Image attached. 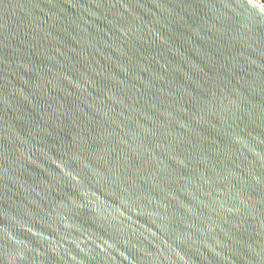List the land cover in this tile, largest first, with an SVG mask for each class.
I'll return each instance as SVG.
<instances>
[{
    "label": "water",
    "instance_id": "obj_1",
    "mask_svg": "<svg viewBox=\"0 0 264 264\" xmlns=\"http://www.w3.org/2000/svg\"><path fill=\"white\" fill-rule=\"evenodd\" d=\"M0 264H264V0H0Z\"/></svg>",
    "mask_w": 264,
    "mask_h": 264
}]
</instances>
